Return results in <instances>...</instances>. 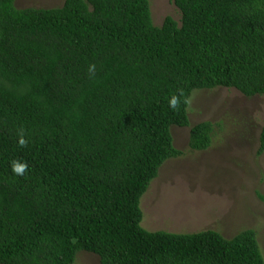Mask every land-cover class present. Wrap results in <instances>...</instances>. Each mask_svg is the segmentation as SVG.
<instances>
[{"label": "trees", "instance_id": "trees-1", "mask_svg": "<svg viewBox=\"0 0 264 264\" xmlns=\"http://www.w3.org/2000/svg\"><path fill=\"white\" fill-rule=\"evenodd\" d=\"M173 2L180 19L157 26L150 0H0V264H264L254 229L142 227V196L184 155L171 128L192 151L221 131L190 124L192 93L264 98V0Z\"/></svg>", "mask_w": 264, "mask_h": 264}, {"label": "rangeland", "instance_id": "rangeland-1", "mask_svg": "<svg viewBox=\"0 0 264 264\" xmlns=\"http://www.w3.org/2000/svg\"><path fill=\"white\" fill-rule=\"evenodd\" d=\"M64 0H16L18 8L56 7ZM154 24L180 19L173 0H150ZM190 124L220 122L206 151L189 148L190 127H172L175 148L184 155L166 161L140 200L142 227L150 232L194 234L215 230L232 238L254 229L264 256V153L259 156L264 98L234 89L196 90L189 100ZM216 131V132H218ZM75 264H99L81 252Z\"/></svg>", "mask_w": 264, "mask_h": 264}, {"label": "clouds", "instance_id": "clouds-1", "mask_svg": "<svg viewBox=\"0 0 264 264\" xmlns=\"http://www.w3.org/2000/svg\"><path fill=\"white\" fill-rule=\"evenodd\" d=\"M93 69H94V66H90L89 67V71L90 72L93 71ZM177 104H178V100H177V98L175 96H173L171 98V100L169 101V106L172 107V108H175L177 106ZM23 143H24V141L21 140V145H23ZM24 170H25V165L19 164V163H15V162L13 163V165H12L13 173H15L17 175H22Z\"/></svg>", "mask_w": 264, "mask_h": 264}]
</instances>
